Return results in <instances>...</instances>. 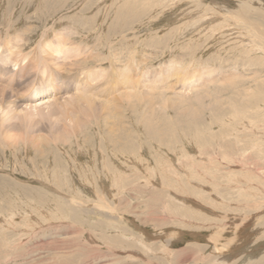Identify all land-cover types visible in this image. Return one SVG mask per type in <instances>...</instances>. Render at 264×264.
<instances>
[{
    "label": "rangeland",
    "instance_id": "obj_1",
    "mask_svg": "<svg viewBox=\"0 0 264 264\" xmlns=\"http://www.w3.org/2000/svg\"><path fill=\"white\" fill-rule=\"evenodd\" d=\"M261 11L264 0H0V264L263 261ZM76 56L84 73L65 71ZM113 69L129 80L115 85ZM241 233L244 255L219 257Z\"/></svg>",
    "mask_w": 264,
    "mask_h": 264
},
{
    "label": "bare ground",
    "instance_id": "obj_2",
    "mask_svg": "<svg viewBox=\"0 0 264 264\" xmlns=\"http://www.w3.org/2000/svg\"><path fill=\"white\" fill-rule=\"evenodd\" d=\"M261 14H263L264 15V11H261ZM245 20H247V19H245ZM258 22V21H257ZM262 34V33H261ZM1 35H3V34H1ZM60 36L59 35H57V38H59ZM262 37V36H261ZM10 38V37H9ZM45 38V37H44ZM43 37H42V39H44ZM6 40H8V39H6ZM264 40V39H263ZM46 40H43V41H40L38 44V49H37V53H42V50H40V48L41 47H45V44L47 45V41L45 42ZM13 42V41H12ZM4 44H5V39H2L1 38V36H0V46H2V47H5L4 46ZM78 44V43H77ZM78 45H80V44H78ZM13 46H12V43L7 47L8 49L7 50H11V49H13L12 48ZM19 48V47H18ZM78 48V47H77ZM74 49H75V47H74ZM79 49V48H78ZM81 51L80 52H82V50H83V47L81 46ZM79 49V50H80ZM21 52V51H20ZM14 53V52H13ZM75 53V52H74ZM83 54H84V52H83ZM27 55V54H26ZM25 55V56H26ZM98 55H100V54H98ZM28 56V55H27ZM41 56V57H40ZM39 57V59H36L34 62L36 63V64H39L40 63V61H43V62H45L46 63V58H47V55H46V52H44V55L42 56V55H40ZM37 58V57H36ZM87 58V57H86ZM16 59V58H15ZM41 59V60H40ZM77 59V60H76ZM76 59H73V60H71V59H69V61H65V71H66V68H67V70L68 71H80L81 73H84V72H82V69L84 70V65L86 64V63H88V61L89 60H85V57H82V58H78V56H76ZM91 60V59H90ZM98 60H101V58H99ZM98 60H94V61H98ZM94 63V62H93ZM66 65H67V67H66ZM20 67V66H19ZM111 67H113V66H111ZM23 68V67H22ZM26 71V70H25ZM24 71V73H26ZM29 71V70H28ZM113 71H116V70H114L113 69ZM113 71L111 72V75L113 74ZM182 71V70H181ZM214 70H207L206 72H213ZM116 72H119V70H117ZM14 75V74H13ZM48 75H50V73H48ZM47 75V76H48ZM72 75H74V74H72ZM85 75V74H84ZM80 76V75H79ZM228 76V75H227ZM23 77V76H22ZM116 77V78H115ZM9 78V77H8ZM70 78H73V77H70ZM89 79V78H88ZM110 79H113V82L114 81H116L117 83H119L120 82V79L121 80H125V81H127V80H129V77L126 75V69L124 70H122L121 72H119V74L118 75H116V76H111V78ZM4 80V79H3ZM8 79H6V82H8L7 81ZM90 80V79H89ZM95 80V79H94ZM210 80V79H209ZM93 81V80H92ZM74 82V81H73ZM5 83V82H4ZM112 83V82H111ZM19 84V83H18ZM114 84L116 85V83L114 82ZM0 85H2V87L3 88H7V87H10L11 85H8V84H0ZM16 85V84H15ZM113 85V84H112ZM16 87V86H15ZM168 87H169V85H168ZM105 88V87H104ZM34 91V90H33ZM77 91V90H76ZM79 92V91H78ZM34 93V92H33ZM82 93V92H81ZM38 94V93H37ZM127 94H131V93H127ZM126 94V95H127ZM80 94H78V95H76V96H72V97H70V99L69 100H75V102H78V101H84V103H87V104H91L92 103V99L91 98H89V97H82V98H78V96H79ZM129 95H128V97H129ZM179 95V94H178ZM123 96H125V95H123ZM45 97H47V96H45ZM48 98V97H47ZM45 99V98H44ZM50 99V98H49ZM53 100V99H52ZM56 100H57V98L54 100L55 102H56ZM188 100V99H187ZM58 101H60V100H58ZM65 101H67V99H65V100H63V102L65 103ZM50 101H48V103H49ZM74 102V101H73ZM193 102V101H192ZM57 103V102H56ZM62 103V102H61ZM234 103V102H233ZM44 104H46V103H44ZM44 104H43V106H44ZM69 104V103H68ZM83 104V103H82ZM42 105V104H41ZM47 105V104H46ZM45 105V106H46ZM59 105H61V104H59ZM63 105V107H64V104H62ZM66 105H67V103H66ZM70 105H71V103H70ZM232 105V104H231ZM49 106V105H48ZM54 106H55V103H54ZM57 106V105H56ZM82 106H84V105H82ZM72 108H74L73 106H72ZM71 108V109H72ZM93 108L95 109V107L93 106ZM97 110V109H96ZM81 111V110H80ZM82 111H84V110H82ZM81 111V112H82ZM21 112V111H20ZM88 112V114L90 113L89 111H87ZM93 112V111H92ZM72 113H74V112H72ZM79 115V113L77 114V116ZM82 115V114H81ZM81 115H79V117H81ZM90 115V114H89ZM88 115V116H89ZM61 116V115H60ZM74 116V115H73ZM84 116V115H83ZM79 117H78V120H79ZM74 118H75V116H74ZM73 120V119H72ZM82 120V118H80V121ZM76 121H77V117H76ZM75 121V122H76ZM79 121V122H80ZM220 121V120H219ZM78 122V123H79ZM78 123H77V126H78ZM81 123V122H80ZM82 124V123H81ZM22 125V124H21ZM81 126V125H80ZM79 126V127H80ZM70 127V126H69ZM78 127V128H79ZM82 127V126H81ZM80 127V128H81ZM27 128V127H26ZM13 129V128H12ZM66 129V128H65ZM69 130H70V128H68ZM74 129V128H73ZM14 130V129H13ZM24 130H26L25 129V126H24ZM82 130V129H81ZM7 131V130H6ZM9 131V130H8ZM11 131V130H10ZM16 131H17V129H16ZM16 131L14 132L15 134H16ZM5 132V131H4ZM3 132V133H4ZM28 132V131H27ZM58 133H59V131H57ZM62 132V131H61ZM71 132H72V128H71ZM6 133V132H5ZM40 133V132H39ZM57 133V134H58ZM67 133V130H63V132H62V134L61 135H58L57 136V138H55L57 141L58 140H61V141H66V140H68V139H70L69 137V135H67L66 134ZM15 134H14V136H15ZM24 135L25 134H27L25 131H24V133H23ZM36 133H33V135L31 134L30 136H34ZM41 134V133H40ZM54 134V133H53ZM69 134V133H68ZM17 135H18V133H17ZM22 135V134H21ZM28 135V134H27ZM50 135V134H49ZM152 135V134H151ZM36 136H38L37 134H36ZM35 136V137H36ZM42 136V135H41ZM40 137V136H39ZM39 137H36L37 138V140L39 139ZM54 137H56V135L54 134ZM53 137V138H54ZM13 138V137H12ZM32 138V137H31ZM31 138H29V136H28V139H31ZM34 138V137H33ZM32 138V139H33ZM36 138H34L35 140H36ZM45 138V137H44ZM51 138V137H50ZM26 139V138H25ZM55 139H53V140H55ZM33 141V140H32ZM38 141H41V139L40 140H38ZM36 142V141H35ZM41 142H43V143H48L49 142V140H48V142L46 141V142H44L43 140L41 141ZM40 142V143H41ZM39 143V142H38ZM42 144V143H41ZM43 148V147H42ZM235 166V165H234ZM262 191V190H261ZM254 205V204H253ZM245 207V206H244ZM259 215V214H258ZM218 217V216H217ZM243 221V220H242ZM232 228V227H231ZM261 230V229H260ZM232 232H233V230H231ZM258 231V230H257ZM232 232H231V234H232ZM243 232V231H242ZM245 232V231H244ZM243 232V233H244ZM248 232V231H247ZM246 233V232H245ZM238 234H239V230H238ZM252 235H253V233H251ZM251 234H250V232H249V234H247L246 233V235H248V237L249 236H251ZM256 234V233H255ZM254 234V235H255ZM229 236V235H228ZM240 236H243V237H245V234L244 235H242V233L240 234V235H237V234H235V236L233 237V235L229 238V240L227 241H225V240H223V241H225L224 243H222L221 245H218V255H219V257H223L224 259H230L229 258V255H231V253L233 254V252L235 251V250H239L238 248V245L239 246H243V243H242V239L243 238H240ZM256 236H262V235H256ZM255 236V237H256ZM251 237H253V236H251ZM254 237V238H255ZM250 238V237H249ZM253 238V239H254ZM224 239V238H223ZM248 239V238H247ZM249 240V239H248ZM252 240V239H251ZM250 240V241H251ZM246 241V240H245ZM161 242V241H160ZM249 242V241H248ZM250 243V242H249ZM249 243H247L248 245H249ZM246 244V243H245ZM263 246V245H262ZM238 247V248H237ZM245 247V246H244ZM261 247V246H260ZM242 249V248H241ZM263 250V249H262ZM236 251V252H237ZM240 251V250H239ZM242 251V250H241ZM240 251V252H241ZM244 252L242 253V255H244V253H245V250H243ZM247 251V250H246ZM247 253V252H246ZM231 256H233V255H231ZM233 257H235V256H233ZM244 257V256H243ZM260 258L263 260V261H260L259 263H258V261H252L253 262V264H264V254H262V256H260ZM235 261V260H234Z\"/></svg>",
    "mask_w": 264,
    "mask_h": 264
}]
</instances>
